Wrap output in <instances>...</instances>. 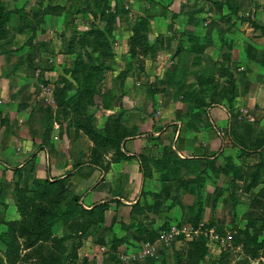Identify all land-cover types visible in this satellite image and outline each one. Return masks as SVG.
Masks as SVG:
<instances>
[{"label":"crops","instance_id":"1","mask_svg":"<svg viewBox=\"0 0 264 264\" xmlns=\"http://www.w3.org/2000/svg\"><path fill=\"white\" fill-rule=\"evenodd\" d=\"M76 1L0 0L13 12L0 39V222L13 214L11 205L5 209L4 203L25 179L65 178L67 193L78 197L83 209L109 201L105 220L109 213L122 211L127 213L123 222L130 225L135 217L132 207L144 193L164 195L176 175L200 174L192 179L203 182L205 195L225 183L229 187L232 180L243 186L260 180L264 175V39L252 23L264 26V0H230L231 7L238 8V17L250 21L237 18L226 6L211 14V24L205 28L196 27L198 15H182L185 27L174 30L178 33L173 38L158 26L152 33L143 31L139 43L133 29L110 30L107 50L114 65L109 71L110 60L98 59L94 35L84 30L83 16L73 11ZM199 1L207 5L221 0ZM182 32L185 35L179 37ZM185 36L189 45L194 41L188 48L191 52L181 49ZM156 52L159 60L152 61ZM94 64L107 72L104 79L96 75L88 80L95 86L90 97L79 89L84 83L79 68ZM222 66L229 69L236 85L231 109L226 101L210 105L214 90L198 85L205 76L225 85ZM153 83L160 89L149 93L146 85ZM180 84H194L197 92L191 100L202 99L207 105L184 102L182 93H176ZM40 85L45 86L43 92ZM64 85L67 89L58 102L70 101V107L84 112L83 102L89 100L86 106L93 113V127L123 132L120 151L129 159L112 162L106 155L101 159L110 162L108 171L89 162L94 143L84 138L81 129L69 128L75 133L67 136L65 123L55 117L57 110L46 107L48 100L56 101L52 92L55 96ZM47 114L54 117L51 123ZM148 182L157 185L147 189Z\"/></svg>","mask_w":264,"mask_h":264},{"label":"rangeland","instance_id":"2","mask_svg":"<svg viewBox=\"0 0 264 264\" xmlns=\"http://www.w3.org/2000/svg\"><path fill=\"white\" fill-rule=\"evenodd\" d=\"M59 1L60 4H64L69 0H53L56 3ZM78 2L77 0L73 6V11L80 14V17L83 16L88 28L94 25L100 29L108 27L111 30L120 28L132 30L143 25L152 33L155 26H158L164 33H169L171 38L178 33L174 30L181 29L186 23L185 20L181 21L182 15H198L194 19L196 27L205 28L210 23L208 20L213 17L211 14H219L223 6L234 14H237L238 9L231 7L230 0L209 1L207 5L200 3L199 0H89V2L84 0L80 4ZM237 18L250 21L249 17H238V14ZM86 26L84 30L88 32ZM184 35L185 32H182L179 37ZM179 37L177 41H180ZM182 41L185 48L182 46L181 49L191 52L188 48L194 46V41L192 40L189 45L186 36ZM167 42L170 44L171 40ZM174 57L173 54L170 59ZM151 58H154L152 61L159 60L157 52ZM111 59H113L111 56L106 55L99 57L102 63L110 60L108 63L110 67L105 66L107 71L114 65ZM102 69L98 72L100 79H104L107 72ZM167 70L170 71V67ZM160 75H156V78ZM212 83L216 99L214 98L210 105L226 101L224 96L227 85L220 83L219 80ZM219 85H222L223 91H220ZM44 87L40 85L39 89L43 92ZM146 87L149 93L160 89L158 83ZM54 98L52 92V99ZM50 101H47L46 107L52 111L57 110L55 117L61 118L65 123L67 136H72L75 131L80 130L77 121L84 127L95 120L92 111L87 109L89 103L85 102L84 112H77L76 108L70 107V102H63L62 106L66 105L67 109L61 110L59 102L57 104L55 101V104ZM197 104H200V101ZM152 112L155 113V110ZM53 118L51 114L46 115L48 123H51ZM69 128L75 131L72 132ZM83 134L84 138L89 139L85 133ZM83 150L87 152L86 149ZM94 150L95 146L90 149L89 162L108 171L110 162L106 160L103 163L101 158L110 154L109 159L113 162L115 150ZM196 175L199 178L200 174L196 173L176 175L166 185L168 189L164 195L149 193L146 197L144 193L142 200L140 196V202H137L133 211L134 223L131 225L123 222L127 213L121 211L117 214L113 211L107 215L106 220L104 213L102 224H95L81 232V225L87 223L91 217L74 213L68 220L57 221L52 227L51 236L29 249L26 245L27 239L22 234L27 220L17 206L14 192V196L8 198V204L4 203L5 209L11 205L13 214L7 217L6 221L0 222V264H8V257L15 253L13 250L15 247H18L15 264H264V175H260L259 181L246 182L244 186L231 181L227 187L225 183L222 185L224 187L215 189L209 195H205L206 189L201 180L192 179ZM57 180H61L59 182L62 184L57 185V188L52 187L51 197L57 203L48 205L50 202L44 200L38 202L37 206L50 207L52 212L61 215L71 195L67 193V189H63L66 185L65 178ZM45 181L53 182L48 179H34L28 182L25 179L23 187L20 188L27 190L30 196L34 189L40 193L39 184ZM145 185L149 189L157 184L152 185L148 182ZM121 193L124 194V191ZM78 204L81 206L79 201ZM24 206L26 209V204ZM117 219L120 221L116 226ZM105 221L109 223L105 225ZM188 230L192 231L189 236L186 235ZM160 232L169 234L166 241L157 240ZM146 248L149 249L148 253L145 252Z\"/></svg>","mask_w":264,"mask_h":264},{"label":"trees","instance_id":"3","mask_svg":"<svg viewBox=\"0 0 264 264\" xmlns=\"http://www.w3.org/2000/svg\"><path fill=\"white\" fill-rule=\"evenodd\" d=\"M11 11H7L4 6L0 3V39L1 37L4 35L5 33V28L6 25L8 24L9 20H10V15H11ZM147 18V17H146ZM253 27H255V29L259 30L261 33V36L264 39V26H258L254 23H252ZM110 30L108 27H105L103 29L100 28H96L95 26H93L88 34H92L94 35V41H93V49H97L100 52V56L102 57L103 55L106 56H111V54L108 52L107 47H108V36L110 34ZM146 29L144 28V26L142 25L141 28L140 27H134L133 31L135 34V40L137 43H139V41H142L144 39V36L141 34L143 31H145ZM90 36V35H89ZM88 40V39H84V42ZM200 48L199 46L196 48L198 49ZM224 60H228L229 59V55H224ZM99 59V58H98ZM227 62V61H226ZM78 64V63H77ZM83 68H79V71L81 70L83 73V78H84V83L83 85L80 86V90L82 91V93L85 94V96H90L93 95L95 93V86L91 85L88 80H93L95 78L96 75H98V72L104 68L103 66H98V65H92V66H86L83 65ZM87 67V68H86ZM104 70V69H102ZM211 71V70H210ZM210 71L208 73H210ZM219 71L222 72V77L225 79L224 83L227 85L226 88V93H225V100L227 102L228 107L231 109L232 108V103L235 99L236 96V85L233 79L232 74L229 72V69L227 67L222 66ZM218 71V72H219ZM72 75L74 72H76V70L71 71ZM207 73V74H208ZM202 79L199 80L198 85L199 86H204L205 89L210 92L211 90H214L213 86H209L210 84H212L213 80L210 78V76H205V77H201ZM194 86L193 85H185V84H180L177 88V94L182 93V100L184 102L187 103H192L193 105L195 104L196 107L198 105L200 106H205L207 105V103L205 104L204 101H202V99H198V100H191L192 95H196L195 91L196 89H192ZM67 86L64 85L62 88L57 89L56 93H55V100L58 103V96L59 95H63V93L66 91ZM203 91V90H200ZM200 101V104H197V102ZM214 100L210 99V102ZM63 102H65L64 100L62 102H59L60 105H64ZM70 102V101H69ZM67 102V103H69ZM90 103L89 100H85L83 103ZM80 103V102H79ZM77 127H79L83 133H85L89 139L94 143L95 145V150H101V149H111V150H115V159L113 160V162H117L120 160H126L129 159V157H125L121 151H120V147H121V143L122 140L125 137V134L119 130H104V131H99L96 130L92 124H86L84 127L81 125V122L77 121ZM93 151V152H94ZM175 162L177 163V161L175 160ZM200 178V176H199ZM198 179V176H197ZM200 180V179H199ZM61 180H57V181H53V182H41L39 184V186L41 187V192L39 193V191H35L32 190L30 193H32L30 196L28 195V191L24 190L23 188H20L19 186H16L14 189L15 192V196L17 197V206L20 209L22 216L27 220V223H25V227H23L22 231L24 234V236L27 239V248H31L33 246H35L36 244H38L41 241H44L46 239H48L51 236V231H52V227L53 225L60 220H68L69 218H71L73 216L74 213H78L79 216H85V215H89L91 218L88 220L87 223L82 224L80 229L81 232L85 229H87L88 227H91L93 225H100L102 224V218L104 216V213L108 210V203L107 202H103V203H99L94 205L91 209L89 210H85L83 209L79 204V198L76 196H71L69 201L66 203V208L65 211L60 215V214H56L55 212H52L50 207L45 208L44 206L42 208H39L37 206L38 202L41 201H46L48 200V202H50L48 205L51 204H56L57 201L56 200H52V196H53V188L52 187H56L59 184H62V182H59ZM234 181V180H232ZM202 182V181H201ZM63 186H61L62 189ZM66 189V186L63 187V189ZM50 195V196H49ZM49 196V197H48ZM26 201V202H25ZM26 204V209H25V204ZM137 206V203L133 205L132 207V211H134V208ZM264 222V220H263ZM15 253L10 255L8 257V264H15L16 260H17V250L18 247H15Z\"/></svg>","mask_w":264,"mask_h":264},{"label":"built area","instance_id":"4","mask_svg":"<svg viewBox=\"0 0 264 264\" xmlns=\"http://www.w3.org/2000/svg\"><path fill=\"white\" fill-rule=\"evenodd\" d=\"M244 113L245 114H248V112L247 111H244ZM249 118V120L250 121H252L253 120V118L252 117H248ZM173 231H174V227H173ZM191 233H192V231H190V230H188L187 232H186V235L187 236H189V235H191ZM184 234H185V232H184ZM169 235V234H168ZM168 235L166 234V232H160V234L158 235V238H157V240H167L168 239ZM148 245V244H147ZM145 252H149V249H145Z\"/></svg>","mask_w":264,"mask_h":264}]
</instances>
